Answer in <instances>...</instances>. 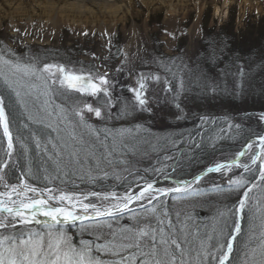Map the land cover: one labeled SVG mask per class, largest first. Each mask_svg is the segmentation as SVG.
<instances>
[{
  "label": "rangeland",
  "instance_id": "rangeland-1",
  "mask_svg": "<svg viewBox=\"0 0 264 264\" xmlns=\"http://www.w3.org/2000/svg\"><path fill=\"white\" fill-rule=\"evenodd\" d=\"M34 2L20 0L10 7L0 2V88L24 107L35 136L38 130L50 136L43 137L44 143L33 137L38 146L54 152L60 149L56 145L63 147L62 155L52 152L54 156L47 157L54 164L53 180L60 182L37 189L107 209L138 190L143 183L137 179L162 162L169 161L166 168L170 167L163 176L189 178L210 164L231 161L245 142L236 140L247 132L264 134V121L260 120L264 112L263 55L240 64L241 75L236 69L222 80L219 90L225 93L226 101L218 106L222 117L233 115V119H223L225 134L233 135L232 146L224 147L216 158L183 157L181 151L192 150H185L189 136L167 139L156 132L160 135L154 138L151 133L160 131L162 125L173 132L194 118L181 117L188 113L187 100L196 96L189 91L190 85L195 88L202 79L201 74H192L205 37L203 17L210 14L207 27L216 34L218 30L212 26L218 29L233 13L234 32H238L245 23L264 19V0H184L157 3L149 11L127 4L113 18L71 16L59 19L62 24L56 28L49 26ZM18 3L23 8L18 9ZM170 8L175 15L168 12ZM210 80L213 85L218 82L216 76ZM227 97L235 102L230 103ZM4 108L9 127V113ZM190 108L193 114H200L195 107ZM106 125L117 130L113 146L96 152L86 147L82 152L94 139L91 131ZM136 136H142L136 142L138 148L131 147ZM54 137L60 144L53 142ZM12 144V151L6 154L0 124V170L6 155L10 162L6 166L12 165L14 151L19 148L14 137ZM8 167L2 173L4 181ZM241 171L224 170L203 177L183 197L141 195L120 215L73 228L66 224H17L0 216V226L10 225L0 228L2 233H10L7 228L15 230L13 237L0 236V264H215L222 252L231 251L227 242L236 228L234 208L240 205L244 207L242 227L228 264H235L237 256V264H264V173L249 183L248 173ZM58 173L66 177L65 184ZM86 179L90 190L76 181ZM108 184L119 189H105ZM159 185L170 188L173 182L161 180ZM166 224L169 235L161 245L165 250L151 246L162 237L160 228ZM73 238L77 244H71ZM179 240L191 246L180 250Z\"/></svg>",
  "mask_w": 264,
  "mask_h": 264
},
{
  "label": "trees",
  "instance_id": "trees-1",
  "mask_svg": "<svg viewBox=\"0 0 264 264\" xmlns=\"http://www.w3.org/2000/svg\"><path fill=\"white\" fill-rule=\"evenodd\" d=\"M210 20L211 18L209 13L203 17L202 29L205 32V37L201 41L198 47L199 48L198 52L194 59V63L196 64V69L195 71H193L192 75L193 77H197L198 75L201 74L202 79L200 82L196 83L195 88L194 87L190 88L192 84L190 85L189 91L192 93L193 90L196 96H192L191 99L187 100L188 113H186L181 117L182 119H189L191 117L194 118L190 119L192 121H189L186 124L177 126L173 132L166 131V129L162 125L160 131L155 129V131L151 133L153 134L152 136L154 138L160 135V133L165 134V138L167 139L174 137L177 139H182L184 137L189 136L190 141H188L189 143L185 147V150L187 149H192V150L188 152L181 151L183 157L186 155V157L195 156L196 159H203V157L206 156L209 157L213 155V157H211L212 160L216 158V154H220L223 151L222 149L224 147H229L233 135L231 132L230 134L229 132H227L226 134H229V136L228 137L225 136L226 135L224 131L225 122L223 120L225 119L226 121H228L230 117H232L233 119V115L231 113H228V115L222 117L218 106L222 104L223 101H226V99H224L225 93L219 90L221 87H223L222 80L227 76H232L233 75L232 72L234 70L236 71V69L238 75H241V72L239 70L240 64L245 63L247 60H253V59L258 60V58L262 55L264 57V19H259L256 21V23L253 24L245 23L243 27L238 30V32H234V22H233V13H232L229 20L226 21L222 26L218 27V29H215V27L212 26L214 30H218L216 34H212L213 29L207 27ZM256 55L258 56L256 57ZM228 70L231 71L229 75L227 73ZM214 76H216L218 79V82L215 85L211 84V80H210V78ZM2 84L4 85V83ZM5 89L8 88L5 87ZM212 91H214L215 93L211 94ZM0 94L4 100V105L6 106V109L9 113L8 117L10 123L9 124L10 131L19 146V148H16L14 151L12 165H9L8 167L7 181L13 182L15 176L18 181L19 177L22 175L26 182L32 184L34 183L41 187L51 186V184L52 183L55 184L57 180L58 182H60L59 179L53 180V178H56V177H52L54 173V169L52 166L54 164H52L51 163L52 160L47 157H49V154L53 155V153L62 155L63 147L56 145L60 149L54 152L51 148L49 151L48 149H42L40 146H38L33 140V137L37 138L38 142H43V137H45L46 131L38 130L37 136H35V134L29 129V125L31 124L27 115L23 112L24 107L22 108L21 105L17 103L19 102L18 100L14 101L16 97L7 94L6 90H4V92L1 90ZM227 96H232V95L227 93ZM227 98H228L227 100L230 103L235 102L229 97ZM12 101L14 102L12 103ZM190 107H195L198 110V112H200V114L198 115L193 114L192 108ZM201 111L202 113H205L207 115L202 116ZM169 123L170 120H168V125ZM22 126H27V127L22 128ZM126 128H128V125L122 130H125ZM156 132H160V133L156 135ZM91 133L94 139L92 143H89L88 146H84L82 148V152L83 149L86 147H89V150L92 149L95 152L104 146L112 147L113 136H114L113 133L118 134L115 127H112L111 125H106V127L104 126L101 128L98 127V130L96 132L93 131ZM253 135H254L253 133L250 134L247 132L246 134L242 135L239 140L236 139L235 140L236 142L245 141L247 137H251ZM194 136H197L198 138L192 139V137ZM49 137L50 136L48 135L45 138H49ZM139 137L142 138V136H136L132 139L131 147L133 146L135 148H138L139 142L137 144L136 142L139 140ZM57 140L60 144L61 140L56 137H54L53 142L57 143ZM20 144H24V148L21 149ZM97 146L99 147L97 148ZM230 146H232V144ZM170 148L173 149V147ZM155 151L156 148L152 149V152ZM1 154L2 151L0 149V161L2 159ZM168 160H170V158ZM168 163L169 161L165 163L163 162L160 163V165L157 168L153 169L152 172H149V174L148 172L142 174L140 178L137 180L139 182H148V181L156 180L157 178L163 176L165 168L168 165ZM166 169L169 170L170 167ZM256 173H257L256 170H252L250 172L251 176L249 180H253L256 177ZM68 174H69V179L72 180V182H75L74 179H72L70 173ZM62 175L58 173V176L62 177V182L65 184L66 177H63ZM173 176L179 179L187 177L184 176L180 178L181 176L180 174ZM76 181L81 183V185H83L85 190H90V186L87 184L88 179L82 181L80 180H76ZM101 189L102 188H95L94 190H101ZM105 189H119V187L111 186L108 184V186ZM67 232H69L70 234H74V230L71 229H67ZM164 232H165V228H162V233ZM14 233L15 230L12 229L10 232V236H14ZM167 236L168 235H166V237ZM165 238L161 240L157 238L155 240V243L152 245H156L159 248L161 245L164 244L163 240ZM77 243L78 242L77 240H75V238L71 240V244H77ZM186 246H191V244L188 243ZM185 247H182L183 250H185ZM160 248L164 249L162 246Z\"/></svg>",
  "mask_w": 264,
  "mask_h": 264
},
{
  "label": "bare ground",
  "instance_id": "bare-ground-1",
  "mask_svg": "<svg viewBox=\"0 0 264 264\" xmlns=\"http://www.w3.org/2000/svg\"><path fill=\"white\" fill-rule=\"evenodd\" d=\"M18 1L20 0H0L2 4L8 7L17 3ZM33 1H35L33 6H35V8L42 9L43 14L46 15V22L49 23V26L56 28V27H60V25L62 24V23H58V20L61 18L64 20L71 16L82 17L85 15H86L85 17L87 16L91 17L94 14L95 15L98 14L102 16L105 15L113 18L116 15L120 14L122 7L127 4L129 6L132 5L136 6L138 10L145 9L149 11L151 10L150 6L156 5L157 3L182 2L184 0H33ZM245 2H247V0H245ZM20 4L21 3H18V9L23 8L19 6ZM168 12L171 15H175V10L173 8H170ZM5 136H6V144H10L9 136L7 132L5 133ZM261 157L264 158V154H261ZM244 161H245V157L237 160L239 164H243ZM225 169L228 172L233 171L236 169V165L232 164L225 166ZM35 190L27 189L22 185L8 188L6 186H3V184L0 182V202L6 200V202L3 203L2 205L4 207L10 205V204H6L10 200H12L13 202L26 203V204L28 203V200L30 202L44 203L46 205L53 203V205L56 207L66 206L69 202V200L64 199L60 196H55V194L44 193L45 191L40 192ZM72 204H76L77 208H80L82 210H87L89 211V213L98 211L96 210V207L94 206L89 207L88 205H85L83 203L72 202ZM22 206L25 207V205ZM13 217H15V219L17 220L21 219L20 215H16ZM186 245L187 244L184 243L183 240L178 241V249L181 250L183 249L182 247H185ZM223 255L224 252H222L221 255L218 256V259L216 261L222 258ZM235 261H236L235 264H237L238 256Z\"/></svg>",
  "mask_w": 264,
  "mask_h": 264
},
{
  "label": "water",
  "instance_id": "water-1",
  "mask_svg": "<svg viewBox=\"0 0 264 264\" xmlns=\"http://www.w3.org/2000/svg\"><path fill=\"white\" fill-rule=\"evenodd\" d=\"M249 145V142H247L246 144H245V146H244V148L242 149V150H245V148L247 147ZM235 161V160H234ZM234 161H231V162H229V163H226V164H218V165H216V166H213V167H210V168H208L207 170H205L204 172H202L201 174H200V176H202V175H204V174H206V173H208V172H213V171H216V170H219L220 168H222V166H224V165H228V164H231V163H233ZM200 176H198V177H200ZM198 177H196V178H198ZM195 178V179H196ZM193 180H190V181H187V182H184L183 184H181V186H186V185H189L190 184V182H192ZM150 188H151V186L148 184V185H144V187L143 188H141L135 195H138V194H140L141 192H144V191H146V190H150ZM152 189V188H151ZM177 189V188H176ZM175 189V190H176ZM154 190V189H153ZM133 198V197H132ZM131 198V199H132ZM112 210H107V211H104V213H102V214H100V215H83L82 217L83 218H81V219H76L75 221H80V220H82V219H92V218H94V217H103V216H105L106 214H108L109 212H111ZM0 212L1 213H7V214H11V213H9L10 212V210H7V209H3V208H1L0 207ZM26 213H30V212H27V211H25ZM33 213V214H32ZM32 213H30V214H32V217H30V216H27V217H25V218H21V219H18V222H24V223H28V222H36V223H42V222H46V223H48V222H50V223H52L53 221H55V220H53L52 218H54V216H50V215H48V216H46V217H43V216H39L38 214H36V212H32ZM66 222V221H65Z\"/></svg>",
  "mask_w": 264,
  "mask_h": 264
}]
</instances>
